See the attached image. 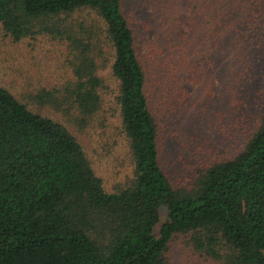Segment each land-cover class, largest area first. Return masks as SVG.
<instances>
[{
    "label": "trees",
    "instance_id": "obj_1",
    "mask_svg": "<svg viewBox=\"0 0 264 264\" xmlns=\"http://www.w3.org/2000/svg\"><path fill=\"white\" fill-rule=\"evenodd\" d=\"M150 5L159 38L142 54L122 0H0L11 39L63 42L71 76L33 96L75 126L100 110L108 67L133 166L128 184L106 191L69 128L0 85V264H167L178 234L203 259L264 264V111L238 148L199 161L189 181L177 182L159 160L156 115L159 101L179 106L181 74L191 69L196 81L199 58L221 61L231 91L246 89L248 49L264 40V0Z\"/></svg>",
    "mask_w": 264,
    "mask_h": 264
},
{
    "label": "rangeland",
    "instance_id": "obj_2",
    "mask_svg": "<svg viewBox=\"0 0 264 264\" xmlns=\"http://www.w3.org/2000/svg\"><path fill=\"white\" fill-rule=\"evenodd\" d=\"M122 10L129 19L137 49L146 54L149 41L159 38L150 0H122ZM253 40L255 44L248 49L252 70L251 76L246 74L245 90L231 91L235 87L232 75L219 71L221 61L206 63L205 58H199L194 63L198 67L196 81L191 69L181 74L185 96L179 106L159 101V160L174 182L189 181L199 161L238 148L264 111V40ZM198 47L205 48V44L200 40ZM100 75L104 83L101 108L87 127L79 128L33 96L39 88L60 87L71 76L63 42L44 34L13 40L0 27V85L30 109L63 122L82 144L103 188L113 191L130 182L133 166L114 100L115 80L108 67L100 70ZM235 95L244 100L245 106L241 101L234 106ZM164 219L165 209L160 206L156 227ZM191 252L186 238L178 234L170 242L167 264H218Z\"/></svg>",
    "mask_w": 264,
    "mask_h": 264
}]
</instances>
